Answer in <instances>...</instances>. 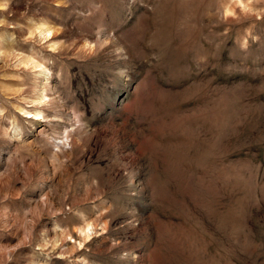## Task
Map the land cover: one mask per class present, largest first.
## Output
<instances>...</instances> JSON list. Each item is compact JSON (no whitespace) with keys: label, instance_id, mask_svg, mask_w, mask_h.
Here are the masks:
<instances>
[{"label":"rangeland","instance_id":"1","mask_svg":"<svg viewBox=\"0 0 264 264\" xmlns=\"http://www.w3.org/2000/svg\"><path fill=\"white\" fill-rule=\"evenodd\" d=\"M0 264H264V0H0Z\"/></svg>","mask_w":264,"mask_h":264}]
</instances>
